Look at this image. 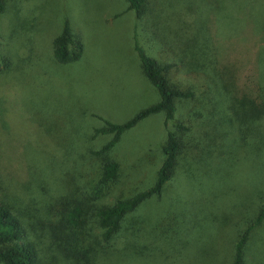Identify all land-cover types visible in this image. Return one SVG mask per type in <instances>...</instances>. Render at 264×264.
I'll return each instance as SVG.
<instances>
[{
  "label": "rangeland",
  "instance_id": "rangeland-1",
  "mask_svg": "<svg viewBox=\"0 0 264 264\" xmlns=\"http://www.w3.org/2000/svg\"><path fill=\"white\" fill-rule=\"evenodd\" d=\"M146 7L136 18L125 0H4L0 53L9 66L0 67V141L23 143L31 174L25 185L37 199L57 197L72 186L74 177L83 191H90L98 182L102 160H92L88 150L99 149L111 138L91 137L93 129L103 120L122 123L158 101L135 44L161 64H170V83L190 89L193 96L176 99L173 118L166 123L162 112L152 113L121 134L107 154L117 161L118 176L101 192L99 201L105 204L148 187L163 158L167 131L179 135L177 125L196 118L205 95L223 96L211 65L227 70L245 64L246 72L251 66L264 81V0H147ZM65 23L81 40L82 51L77 60L59 63L52 56V39ZM183 160L178 161L169 193L143 205L148 217L164 208L169 196L185 199L188 211L209 202L197 186V172L185 177ZM21 175L24 182L25 172ZM247 200L251 203L250 197ZM259 229L264 231V223ZM209 233L212 244L226 239L220 225ZM225 257L224 251L222 261L201 258L196 264H226ZM114 264L170 263L120 256Z\"/></svg>",
  "mask_w": 264,
  "mask_h": 264
},
{
  "label": "trees",
  "instance_id": "trees-1",
  "mask_svg": "<svg viewBox=\"0 0 264 264\" xmlns=\"http://www.w3.org/2000/svg\"><path fill=\"white\" fill-rule=\"evenodd\" d=\"M125 1L136 18L147 10V0ZM3 8L0 0V12ZM134 49L159 99L122 123L103 120L93 129L91 137L111 138L99 149L88 150L92 160H102L98 182L90 191H83L74 177L72 186L57 197L37 199L25 185L31 174L23 143L12 138L0 141V264H114L120 256L196 264V259L223 257L224 251L226 264H264V231L259 229L264 223V81L251 66L246 72L245 64L227 70L211 65L227 101L205 95L196 118L177 125L179 135L167 131L163 158L148 187L109 204L99 201L103 188L118 176V163L107 154L121 134L152 113L162 112L166 123L173 118L176 99L193 96L190 89L170 83L166 75L170 64H161L137 44ZM81 51V40L65 23L52 39L53 58L69 63ZM8 66L0 53L1 69ZM180 158L186 178L188 172H197V186L209 202L188 211L185 199L169 196V203L148 217L143 205L169 193ZM237 165L243 175L236 173ZM251 167L253 174L248 173ZM219 225L226 239L212 244L209 231Z\"/></svg>",
  "mask_w": 264,
  "mask_h": 264
}]
</instances>
